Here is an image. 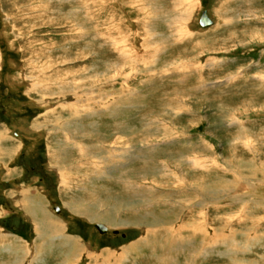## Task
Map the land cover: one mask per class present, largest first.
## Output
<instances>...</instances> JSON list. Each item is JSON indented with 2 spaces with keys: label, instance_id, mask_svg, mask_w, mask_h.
I'll return each instance as SVG.
<instances>
[{
  "label": "rangeland",
  "instance_id": "1",
  "mask_svg": "<svg viewBox=\"0 0 264 264\" xmlns=\"http://www.w3.org/2000/svg\"><path fill=\"white\" fill-rule=\"evenodd\" d=\"M263 237L264 0H0V264H264Z\"/></svg>",
  "mask_w": 264,
  "mask_h": 264
},
{
  "label": "bare ground",
  "instance_id": "2",
  "mask_svg": "<svg viewBox=\"0 0 264 264\" xmlns=\"http://www.w3.org/2000/svg\"><path fill=\"white\" fill-rule=\"evenodd\" d=\"M202 15V14H201ZM206 15H207V13H206ZM208 17V16H207ZM209 18V17H208ZM210 20V19H209ZM211 21V20H210ZM212 23V22H211ZM211 25V24H210ZM206 26H208V25H206ZM202 27H204V26H202ZM141 60V59H140ZM75 97V96H74ZM77 117V116H76ZM92 125V124H91ZM94 125V124H93ZM81 126V125H80ZM84 126V125H83ZM80 128V127H79ZM84 129V128H83ZM83 133V132H82ZM86 134V133H85ZM80 135V134H79ZM84 135V134H83ZM135 138V137H134ZM117 140V139H116ZM86 148V147H85ZM84 147H83V149H85ZM83 149H82V151H83ZM127 153V152H126ZM123 154V153H122ZM125 155H128V154H125ZM126 159V158H125ZM132 159V158H131ZM120 160V159H119ZM122 162V161H121ZM179 175V174H178ZM202 185V184H201ZM198 186H200V185H197V187ZM221 195V194H220ZM25 198V197H24ZM137 198V197H136ZM21 200V199H20ZM138 201V200H137ZM20 203V202H19ZM137 203V202H136ZM122 207V206H121ZM25 209H26V214L27 215H30V213L29 212H33L32 211V209H29L28 207H25ZM118 210H119V208H117ZM25 212V211H24ZM109 215V214H108ZM32 217H33V215H31ZM88 217V216H87ZM27 218V217H26ZM113 220V219H112ZM110 221V220H109ZM107 222V221H106ZM111 222V221H110ZM109 223V222H108ZM141 223V222H140ZM119 224V223H118ZM121 224V223H120ZM147 224V223H146ZM109 225H112L111 223H109ZM117 225V224H116ZM126 225V224H125ZM143 225V224H142ZM104 226V225H103ZM184 226V225H183ZM194 226V225H193ZM187 227H188V225H187ZM190 227V226H189ZM195 227V226H194ZM107 228V227H106ZM164 229V228H163ZM108 230V229H107ZM107 232V231H106ZM113 232V231H112ZM240 232V231H239ZM105 233V232H104ZM101 234H103V233H101ZM232 234V233H231ZM64 237V236H63ZM69 237V236H68ZM168 237V236H167ZM185 237H183V239H184ZM264 238V237H263ZM175 239H177V240H179L178 238H175ZM253 239H255V237L253 236ZM64 240V239H63ZM182 240V239H181ZM186 240L187 241H185V239H184V241L183 242H185V247L184 248H188V247H186V246H189V247H191V245H189V244H192L191 242H192V240L193 239H191V238H186ZM229 240V239H228ZM233 240V239H232ZM231 240V241H232ZM188 241L190 242V243H188ZM203 241V240H202ZM182 242V243H183ZM74 243V242H73ZM203 243V242H202ZM201 243V244H202ZM77 244V243H76ZM252 244V243H251ZM78 245V244H77ZM176 245H178L177 247L178 248H181V245H183V244H178V241L176 242V243H174V245L173 246H171L172 247V249H175L176 250ZM255 246V245H254ZM76 247V246H75ZM77 248V247H76ZM124 249V248H123ZM198 249V248H197ZM78 250H81L82 252H84L85 253V255L86 256H89V254L87 255L86 254V252H88V249H86L85 247H79L78 248ZM203 250V249H202ZM242 250H244V249H239L238 250V252H240V251H242ZM246 250V249H245ZM211 251V250H210ZM213 251V250H212ZM19 252H21V254H22V257L24 256V257H26V255H27V253H28V251H22L21 250V248H20V246H19ZM23 252V253H22ZM32 252V251H31ZM125 252V251H124ZM171 252V251H170ZM236 252V251H235ZM72 253L75 255V253H74V251L72 250V252L70 253V256L72 255ZM81 253V252H80ZM189 253V252H188ZM193 253V252H192ZM222 253V252H221ZM193 255H196V254H193ZM23 257V258H24ZM190 257H191V255H190ZM195 257V256H194ZM23 258H22V260L20 261V260H17V261H13L14 262V264H22L23 263ZM89 258H92L93 259V257H91V256H89ZM169 258V257H168ZM95 259V258H94ZM97 259V258H96ZM163 262H165V256H164V258H163ZM171 260H173V259H171ZM187 260V259H186ZM185 260V261H186ZM247 260V259H246ZM96 261V260H95ZM172 262H174V261H172ZM168 263V262H167ZM193 262L192 261H186L185 262V264H192ZM241 263H243V262H239V264H241ZM253 263H255L254 261H252V262H249L248 264H253ZM257 263V262H256ZM11 264H13V263H11ZM164 264V263H163ZM165 264H166V262H165Z\"/></svg>",
  "mask_w": 264,
  "mask_h": 264
},
{
  "label": "water",
  "instance_id": "3",
  "mask_svg": "<svg viewBox=\"0 0 264 264\" xmlns=\"http://www.w3.org/2000/svg\"><path fill=\"white\" fill-rule=\"evenodd\" d=\"M199 24L201 26H206V25H210L211 21L209 20V18L206 15V11L203 10L201 17L199 18ZM94 226L97 228V230L100 233H104L107 231V228L105 226H103L102 224H94ZM116 233V231H114Z\"/></svg>",
  "mask_w": 264,
  "mask_h": 264
}]
</instances>
